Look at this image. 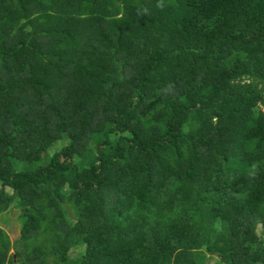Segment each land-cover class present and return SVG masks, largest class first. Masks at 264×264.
Listing matches in <instances>:
<instances>
[{
  "label": "trees",
  "instance_id": "1",
  "mask_svg": "<svg viewBox=\"0 0 264 264\" xmlns=\"http://www.w3.org/2000/svg\"><path fill=\"white\" fill-rule=\"evenodd\" d=\"M3 167L0 264H264V0H0Z\"/></svg>",
  "mask_w": 264,
  "mask_h": 264
},
{
  "label": "rangeland",
  "instance_id": "2",
  "mask_svg": "<svg viewBox=\"0 0 264 264\" xmlns=\"http://www.w3.org/2000/svg\"><path fill=\"white\" fill-rule=\"evenodd\" d=\"M65 143V141H63ZM120 143H123L121 140ZM60 148V144H54L50 147L49 153L53 154L54 152L58 151ZM22 163V162H21ZM36 163H28L26 165L21 164L19 166L20 169H33L35 168ZM12 171L9 169H6L5 167L0 168V176L9 179L11 176ZM0 191L7 192L11 195L9 187L0 186ZM65 192L68 191V189L64 190ZM14 204V201H11V199L6 200V203L0 204V227L6 230L9 237L11 239H14L19 234V228H18V222L16 220L17 211L15 209H12L10 211V208ZM7 213V214H6ZM6 214V215H5ZM5 216V218H4ZM262 219V215H255L253 217V220L256 222H260ZM91 232L93 234L99 233V228H92ZM190 247V243L187 239H181L179 241H174L172 238H165L163 241V244L161 246L155 245L153 242H141L140 248L143 254L145 255H156L164 251L168 252H174L176 249L179 248H188ZM85 245L79 244L75 246L74 252L76 254H81L84 251Z\"/></svg>",
  "mask_w": 264,
  "mask_h": 264
}]
</instances>
